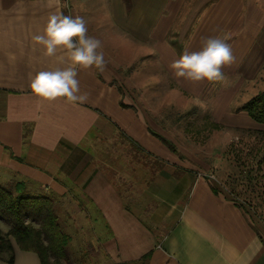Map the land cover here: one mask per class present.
<instances>
[{
  "label": "crops",
  "instance_id": "1",
  "mask_svg": "<svg viewBox=\"0 0 264 264\" xmlns=\"http://www.w3.org/2000/svg\"><path fill=\"white\" fill-rule=\"evenodd\" d=\"M74 1L89 5L86 16L98 4ZM103 3L108 21L90 36L101 42L96 52H103L104 68L76 66L77 95L88 99L71 103L38 97L29 86L37 72L71 65L63 46L46 56L33 40L44 34L49 15L73 17L71 0H0V183L51 197L55 211L59 206L68 215L66 228L76 225L93 246L98 264H264V220L241 199L248 190L220 186L193 144H178V122L164 119L179 115L181 99L206 108L214 130H261L224 118L250 117L241 107L264 89V0ZM208 37L230 46L224 79L178 77L171 64L201 50ZM211 127L202 121L184 132L210 134ZM180 148L190 149V158ZM250 174L224 175L240 185L254 180ZM98 224L108 229L100 242L93 237ZM14 255L0 264H41L16 243Z\"/></svg>",
  "mask_w": 264,
  "mask_h": 264
},
{
  "label": "rangeland",
  "instance_id": "2",
  "mask_svg": "<svg viewBox=\"0 0 264 264\" xmlns=\"http://www.w3.org/2000/svg\"><path fill=\"white\" fill-rule=\"evenodd\" d=\"M69 1L70 0H68V3ZM71 2L72 7L74 8L73 18L79 16L84 19L88 30L86 33L87 36H94V34H92V32H94V29L108 21L106 20L104 12L105 5L103 3V0H98V4L96 6H91L92 8L87 12V16L83 14V11L84 8H87V6L89 5L81 2H77L75 5L74 0H71ZM87 19H91L90 22L87 21ZM115 37L118 39V36ZM74 42H77V46H79L78 38L75 37ZM113 55L121 59L124 58L122 54L119 55L118 53H114ZM123 61H125V64L128 63V60L126 61V59ZM139 65L140 63L137 61L136 67H139ZM249 95L250 94H246L243 97L248 98L250 97ZM176 104H178L179 106V115H177V113L175 112L174 117L172 116V118L164 119H168V121H172L173 123L176 121L178 122V124L173 125L180 130V133L178 135L174 134V137L178 138V144L180 146L183 145L184 147H186V144H184L186 142L189 145L193 144L192 146H194L195 149L190 148L191 151H193L196 156L198 155L202 160L204 159V161H209L208 163L211 164L210 169H213L212 171L215 173L216 177L215 180L220 186L237 193L239 192V190H241V188L248 190L247 192H249V196H242L241 199L245 200L246 202L248 201L249 205L252 204L257 207V210H259L260 212H254L253 214L258 215L261 219H264V212L261 211V207L264 206V132L262 131V129L264 130V125L258 122L253 123L256 125H250L252 123V121L250 122V117H248L247 115L239 116L235 114L234 116L232 115L224 118V120L226 119L233 122L237 121L245 126H254V128L257 127L261 130H259V132L256 131L248 133H236L235 131L223 132L221 130H214L213 125H215V123L213 122V118H209L207 116L206 108L203 107V109H200L198 111L197 108L193 107L195 106L194 103L190 102L189 100L179 99L178 103ZM202 121H204L206 125L212 126V131L210 134L196 132L186 134V132H184V129H188L189 131L195 130L198 122L202 123ZM252 130L254 131V129ZM235 136H240L242 141V150H239L238 148L237 150L235 149V144L239 142V140L235 139ZM185 137H187L188 141H186ZM170 139L173 140V138ZM173 141L175 142V140ZM202 142L204 143V147L206 148L197 149V147L199 148L202 146ZM190 149L186 150L180 148L179 151L180 153L189 155L190 158V154L188 153L190 152ZM250 149L252 150L250 151ZM236 157H242L244 159L243 163H235ZM229 172H232V177L236 176L240 178H248L251 175L250 173L253 172L254 180L252 182H249V180L243 179L242 183H244H241L242 185H239L237 184V182L229 180L228 176H225ZM239 193L244 192L240 191ZM56 212L62 223V230L72 236L69 241V245L66 248V253L68 256L67 262L69 264H98L94 261V259H92L93 257H97V255H94L95 250L92 248L93 246L83 243V240L81 238V230L75 227L76 225H72L70 226V228H66L64 220L68 215L64 212V209L59 206L56 207ZM9 227V224L2 219L1 229L3 231L5 230L4 232H7V230H9ZM107 231L108 229H106L102 224H98L96 229L94 230L95 234H93V237L96 241L100 242L107 234Z\"/></svg>",
  "mask_w": 264,
  "mask_h": 264
},
{
  "label": "clouds",
  "instance_id": "3",
  "mask_svg": "<svg viewBox=\"0 0 264 264\" xmlns=\"http://www.w3.org/2000/svg\"><path fill=\"white\" fill-rule=\"evenodd\" d=\"M87 27L83 18L65 16L63 13L49 15L43 35H35L33 40L42 45L46 56L56 54L57 48L63 46L71 65L63 70L57 68L52 71H39L30 80V89L38 97L49 101L63 97L68 102L85 103L86 93H80V82L77 77L76 66L89 68L93 65L99 70L104 68V54H97L101 42L86 35ZM78 38L79 46L73 38ZM233 60L230 46L219 37H208L204 40L201 50L184 53L171 64L178 77H185L192 81L223 80L221 65Z\"/></svg>",
  "mask_w": 264,
  "mask_h": 264
},
{
  "label": "trees",
  "instance_id": "4",
  "mask_svg": "<svg viewBox=\"0 0 264 264\" xmlns=\"http://www.w3.org/2000/svg\"><path fill=\"white\" fill-rule=\"evenodd\" d=\"M241 109L264 125V89ZM0 219L10 226L7 232L0 227V257L5 261H14L15 242L22 250L35 252L41 264H69L66 248L71 236L62 230L51 197L28 195L0 183Z\"/></svg>",
  "mask_w": 264,
  "mask_h": 264
}]
</instances>
